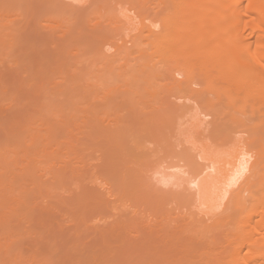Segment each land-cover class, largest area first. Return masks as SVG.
Masks as SVG:
<instances>
[{
  "label": "rangeland",
  "instance_id": "374dc122",
  "mask_svg": "<svg viewBox=\"0 0 264 264\" xmlns=\"http://www.w3.org/2000/svg\"><path fill=\"white\" fill-rule=\"evenodd\" d=\"M25 1L24 4V0H0V10L2 7L0 14L4 13L3 16L1 15L0 23L3 20L5 21L2 23H6L5 14L9 15L8 30L10 33L13 32L8 40L9 45L12 42V46L8 45L11 49L7 46L9 51L6 53H3L5 48L0 50L4 54L0 64V91L3 90L2 94L0 92V139L4 137L3 134H6L2 131L12 129V126L13 131L15 128V131L20 133V130L25 129L26 124L29 126L35 121L37 123L34 124L35 128V125L38 126L42 120L45 122V118L47 121L50 119L49 122L52 120L51 124H55L53 125L57 128L56 134L60 141L68 144L64 139L72 136L73 140L69 138V143L72 141L75 149L70 145L74 152L68 149L70 152L68 157L64 152L67 145L63 147V150L61 149L62 156L58 154L53 162L54 168L58 170L57 173L61 171L58 175L56 173L55 180L49 178L50 176L41 177L45 179H40L44 186L53 185L54 188L52 186L48 188L56 191L48 196L49 199L46 196L45 204L42 202L41 206L39 203L36 207L37 201L35 202V209L31 213L33 219L31 224H27L28 221L18 222L21 232L25 234L17 238L11 250L17 254L21 253L22 257L24 254L26 259L34 257L36 262L34 260L33 264H152L153 246H155L153 238L158 234V227L163 226L160 228L163 232L166 226L168 229L170 225L173 227L176 224L182 225V221L186 222L191 212L192 220L193 217L196 219L203 215H199L198 206L187 204L186 197L194 193L193 189L185 184L169 185L168 188L160 175H157L159 172L156 174L157 169H161L159 167L161 163L157 165L155 163L159 155L164 156L163 153L168 152L166 143L170 142L169 137L173 142L176 140L173 135H179L184 132V129L194 131L196 119L197 123H200H196L195 130L202 128L204 124V126L207 124L210 126L213 110L207 108L212 110L210 112L204 106L208 107L209 96L212 94L202 93L204 88L195 82L187 85L195 89L193 92L190 88L188 95L187 86L181 87L186 84L180 85L181 83L176 81L174 83L173 79L169 80L166 68L155 60H152V67L157 79L153 82L129 80L123 77H116L117 80H114L116 75L119 76L120 69L125 67H123L124 61L131 69L136 70V65L142 62L139 60L140 53L150 49L146 44L144 26H153V23L155 25L157 22L158 14H153L155 0H150L151 2L149 0H110L111 2L109 0V2L107 0H96V2L94 0H57L58 2L52 0V3L58 4L60 1L62 9L58 8L59 5L56 7V3L51 5V0ZM42 2L50 6L46 5V7ZM96 7H99V10ZM90 9L93 10V14L89 11ZM140 9L143 13L139 11ZM115 14L120 17H115ZM127 17L131 19L130 23ZM14 35L17 36L15 38L17 44L13 42ZM5 39L7 43V38ZM0 40L2 41L1 38ZM4 44L1 43L3 47ZM121 46L124 47L126 58L118 55V48ZM148 54H151L150 50ZM82 57L85 63L81 64L82 66L79 63L80 66L75 70L74 64L79 60L78 58ZM137 61L138 63L135 64ZM90 62L92 69L89 70ZM134 65L136 67L133 68ZM73 75L77 76L78 80L76 78L73 80ZM175 75H177L176 79H182L179 74ZM85 77L86 80H83ZM176 83L179 84L177 86L179 91L183 90V94L173 85ZM153 90L157 92V95ZM146 91L148 94L149 92L153 94V97L151 94V101ZM196 92L201 93L198 98ZM182 95L183 98L180 97ZM206 96L208 99L205 98ZM199 98L202 101L205 99V103ZM195 99H198L203 107ZM6 100H9V104H5ZM183 104L182 114L179 112L184 117L182 120L180 115L177 116V111ZM200 106L202 112L205 114L210 112V115L208 113L209 116L202 113L201 115L198 109ZM184 108L188 110L184 111ZM190 109L196 110L198 118L195 119V110L193 112V110L189 111ZM185 113L186 116H184ZM152 118L157 119L152 122ZM190 118L191 120L194 118L192 120L194 124L188 122L187 125V120ZM23 122L24 125H22ZM182 122L186 125L182 126ZM173 125L177 128V134L172 132L176 130ZM39 128L41 129L40 125ZM17 131L15 133H18ZM69 132H72L71 135H68ZM10 133L11 131H9V137L15 134ZM160 133L165 134L162 136H165L162 143L166 139L169 140L164 141L166 145H163L164 143L161 145L159 142ZM145 145L147 147L143 150ZM139 149L144 153H139ZM157 149L165 152L161 154L159 152L158 155ZM81 159L85 163H81ZM165 159L161 161L164 166L167 165V162L164 163ZM166 161L169 162V159ZM153 185L156 186L153 188ZM157 186L162 188L163 193L165 191L164 196L162 193L157 196L155 188L158 193L161 191ZM153 190L156 193L153 194ZM174 193L176 195H173ZM178 193L181 197H183L182 193L188 194L183 197V201L177 196ZM178 197L181 201H178ZM223 209H225L224 212L222 207L216 212L219 218L217 220L221 221V228H218L215 234L219 247H224L226 240L235 236L239 226L236 214L227 208L223 207ZM196 214H198L197 217ZM207 223L209 224L210 221ZM12 225L11 228L17 226L16 223ZM172 226L169 229L174 230ZM27 261V264H32L29 263L31 260Z\"/></svg>",
  "mask_w": 264,
  "mask_h": 264
},
{
  "label": "bare ground",
  "instance_id": "6f19581e",
  "mask_svg": "<svg viewBox=\"0 0 264 264\" xmlns=\"http://www.w3.org/2000/svg\"><path fill=\"white\" fill-rule=\"evenodd\" d=\"M109 1L107 0V2ZM25 2L24 0V4ZM57 2H55L56 7L59 5L58 8L62 9L61 2L59 1V4ZM94 2H96V0H94ZM149 2L151 1L149 0ZM53 3L51 0L50 4L52 5ZM97 4L96 5L99 6L98 1ZM154 4L153 7L155 8V12L153 14H158L157 22L154 21L156 24L154 25L153 23V26H144V28H146V44L150 49L146 51L140 50L142 51L140 57L143 60L139 58L142 62L138 63L137 61L135 63L139 64L136 65V70L131 69L127 63L125 64V61L123 62V67L125 66L123 68L124 70L120 69L121 72L118 74L119 76H117L116 72L113 70V73L116 75L114 80H117L116 77H123L129 80L153 82L157 79L152 67V60H155L166 68L170 77L169 80L173 79L174 83L176 81L181 83L180 85L186 84L181 86L185 87L196 82V84L198 83L204 88L202 93L206 94L208 92V94H212L210 96L208 95V107H204H206L205 109L211 108L213 114L211 116V123L209 122L210 126L208 124L204 126V124L203 129L200 124L202 128L195 130V126L200 122L197 123L198 120L196 117L198 118V116L194 109L195 119L197 120L194 122L197 124L195 123L194 129L190 127L194 131H187L186 128L184 132L178 135L177 128L173 125L176 130L173 128L175 131L172 130V132L177 134L173 135L176 140L172 142L171 137H169L170 142L166 143L167 145L164 141L169 140H164L163 144L161 141L165 137L162 136L165 134L160 133L161 140L158 141L161 142V145H166V151L168 150V152H166L167 155L163 153L164 156H161L158 153L160 152L161 154L164 150L159 151L158 147L157 152L155 151L159 155L155 164L161 163L159 167L162 169H160L161 171L159 169H157V171L155 170L156 174L159 172L157 175H160L167 187L169 185L182 186L185 184L188 188L193 189L194 193L190 196L187 195L188 193H182V196L184 197L187 195V204L189 206H198L199 215L203 214L204 216L197 217L198 214H196L197 218L195 219L193 217L192 220L190 216L192 212H189L188 222L182 221V225L179 224L180 226H178V224H176L177 227L170 225L174 230L169 229L170 227L167 229L166 226L165 229L163 228L164 231L162 232L160 228L163 226L158 227V234L156 235L154 233L156 237L153 238L154 241L152 239L153 243L155 242V246H153L154 254H152V262L154 264H264V0H155ZM104 6L103 11L105 9ZM69 8L72 9L70 6ZM24 9L25 8H23V10ZM92 9H95V7ZM97 9L99 10V7ZM89 11L92 12V14L94 13L91 9ZM139 11L142 12L143 10L141 11L140 9ZM0 12H2V7ZM25 12H27V10ZM162 12L164 13L162 14ZM19 13L21 14L22 12L20 11ZM99 13L101 12L99 11ZM64 14L66 15V13ZM1 15L3 16L4 13L0 14V19ZM156 15L155 17H157ZM8 16L5 14V18L7 17L6 23H2L5 20L1 21L2 25L0 23V38L2 39V41L0 40V48L3 43H5L4 47L2 46L0 49L2 50L5 48L3 53L9 51L8 47L12 46V42L9 45L8 41L9 36L13 33H10L8 30L10 27L7 22L9 21ZM115 17L120 16L115 14ZM129 20L131 21V19L127 17L128 23H130ZM2 29H5L4 32ZM16 37L14 35V44H17L15 43ZM5 38H7V43L5 42ZM121 47L118 48V55L126 58L124 47ZM9 48L11 49V47ZM148 50L151 51V54H148ZM3 53L0 54V62L3 61ZM7 55L9 56V54ZM118 55L116 54V56ZM98 58L100 57L98 56ZM78 59L77 61L80 62L77 63L76 61L74 64V66L76 65L75 70H77L76 68H78V66L85 63L84 60L82 61L83 57ZM0 64H2V62ZM88 64L89 70L92 69V65H90L91 62ZM121 66L122 62L120 63V67ZM136 66L134 65L133 68ZM107 69L109 71L111 70L109 68ZM95 71L97 72V69ZM71 72L73 73V71ZM110 73H112V71ZM176 73L179 74L182 79H176ZM84 74L86 75V72ZM92 75L94 76L93 73ZM75 78L78 80L77 76H74L73 80H75ZM79 79H81V77ZM111 79H109V81ZM83 80H86V77ZM87 80L90 79L87 78ZM124 82L126 84V81ZM173 85L176 88L179 86L177 83ZM126 86H128V84ZM170 88H172V85ZM190 88L194 92L195 89H192V86ZM190 88L187 86V94L190 92ZM177 90L179 91L180 89L178 88ZM201 90L202 88L200 91ZM196 91H198V89ZM153 92H155V90H153ZM181 92V94L184 93L183 90H181ZM2 93L3 90L1 94ZM145 93L148 94L147 91ZM156 93L157 92H155V94ZM151 94V92L148 94L150 97L149 101H151ZM200 94H197L198 96L196 95L197 98ZM156 95L154 97H156ZM191 96L192 95H190V97ZM208 96L205 98L208 99ZM211 96L212 99L210 100ZM180 97L183 98V95ZM202 98L203 96L201 99ZM124 100L125 98L123 101ZM196 100L198 101V99H195V101ZM203 101L205 103V99ZM203 101L201 100V102ZM2 103L3 102H1V104ZM7 103L9 104V100H6L5 104ZM198 103L200 102L198 101ZM200 104L202 106V103ZM183 106L184 104L178 107L179 111H177V116L180 115V117H182L181 109H183ZM201 106L200 108L197 107L200 109L199 112L203 107ZM189 108L190 107H188V109ZM188 109L184 108V111ZM205 109L203 108V110ZM211 109L208 111L212 112ZM192 110L193 109H190L189 111ZM207 110L205 111L207 112ZM41 111H43V109ZM210 112L207 113L210 115ZM201 113L207 115V113L205 114L202 111L200 114ZM192 115H194V113ZM33 116L32 114V117ZM184 116H186V113ZM200 117L201 116H199V118ZM183 118L184 117H182V120ZM40 120L42 119L40 118ZM44 120L46 121L44 122L42 120L39 123L41 129L39 125H35L34 128V124H37L34 121V123H31L29 126L26 124L24 126L25 129H22L23 131L19 129L20 133L17 130L18 133H15L16 131L15 128L13 131V126L12 129L8 128L6 131H2L6 132V134H3L4 137L0 139V264H12V262L15 264H27L28 259L31 260L29 263H34V257H28V259H26V257L24 258V254L22 257L21 253L17 254L11 250L17 238L25 234V232H21V228L17 224L23 221H28L26 223L29 224L33 220L31 218V213L32 210L35 209V206L37 207L39 203L41 206L46 196L48 198V196H51V193L56 191L53 190V185H51L53 188L50 189L48 187L51 186H44L40 179L42 176H50L49 178H53L54 180L57 178L54 176L58 170L54 168L53 162L57 159L58 154L59 156L61 155V149L63 150V147L67 145L65 146L66 149L64 148L67 157L71 150L74 152L72 147L75 149L74 143L72 144V141L69 143V138L72 136L68 135H71L73 132L72 129V132H69L67 135L68 139H64L68 142L67 144L66 142L60 141L61 139H58V134H56L57 128L54 126V123V125L51 124L52 120L51 122H49L50 119L47 121V119L44 118ZM153 120L154 118H152V122ZM192 120L191 118L190 120L188 119L186 124L188 125V122H192ZM200 121L202 122V120ZM184 123L182 126L186 125ZM22 125H24V122ZM181 128L179 127V129ZM9 131H11L10 134L13 132L15 134L9 137ZM80 132L82 134V131ZM157 144L159 146V143ZM70 145H72V147ZM146 147V145L145 147L143 146V150ZM140 148H142V146H140ZM68 149H70V152H68ZM140 152L142 151L139 149V153ZM149 152L151 154V151ZM143 153L144 152H142V154ZM152 155L154 156L153 153ZM147 156L149 157V155ZM160 157L163 158L161 159ZM164 157L167 160L169 159V162L166 161ZM82 159L81 163H85L82 162ZM164 159V163L166 164L167 162L165 166L162 165L161 162ZM60 172H58L57 175L60 174ZM42 179L45 180L44 178ZM155 186L153 185V188ZM157 188L159 187L157 186ZM159 189H161L160 193H158V190L155 188L157 196L161 193L163 194L162 196H164L165 191L163 193L162 188ZM154 193L156 192L153 190V194ZM173 195H176V193ZM179 195L178 193L177 196ZM179 197L178 201H181ZM183 197H181L182 200ZM174 198L176 197L174 196ZM180 204H182V202ZM221 207L223 212L225 211L223 207L233 211L239 219V226L236 234H234L235 236L227 239L224 247H219L215 238L218 228H221V221L217 220L219 218L216 214L217 210L221 209ZM191 210L192 209H190V211ZM209 221L210 223L208 224L207 222ZM14 223H16L17 226L11 228ZM32 231L33 230H31V232ZM31 232L29 233L31 234Z\"/></svg>",
  "mask_w": 264,
  "mask_h": 264
}]
</instances>
